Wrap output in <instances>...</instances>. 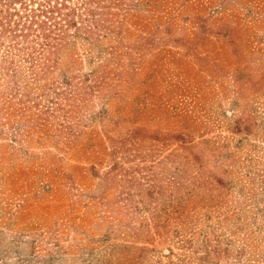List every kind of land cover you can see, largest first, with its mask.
I'll return each instance as SVG.
<instances>
[{
  "label": "rangeland",
  "instance_id": "1",
  "mask_svg": "<svg viewBox=\"0 0 264 264\" xmlns=\"http://www.w3.org/2000/svg\"><path fill=\"white\" fill-rule=\"evenodd\" d=\"M168 1L175 6L183 2ZM228 1L226 12L246 24L247 32L238 38L243 52L235 58L227 45L218 44L227 73L212 80L201 75L202 84L190 71L179 74L196 81L195 91L201 87L195 107L176 101L177 86L167 90L168 75L182 68L169 53L170 45L157 54L159 64L149 61L143 68L145 75L153 72L157 83L152 97L156 108L147 128L168 125L174 127L170 134L194 129L189 140L195 149L214 145L216 159L211 156L209 162L207 151L204 157L222 181L213 182L212 193L220 196L198 202L194 195L188 203L179 189L184 211L173 208L177 198L169 207V196L161 197L159 186L169 187L179 167L192 168L181 164L185 159L171 161L176 154L186 155L179 140L168 139L156 150L148 142L140 147L126 143L128 151L120 148L119 137L130 125L121 129L115 123L121 107L119 70L130 71L125 45L133 40L136 26L146 23L144 28L151 29L149 18L138 17L124 44L116 30L92 50L88 47L95 39L75 38L74 51L64 50L62 66L49 76L57 80L72 73L80 82L105 69L109 76L117 74L115 83L91 90L85 88L89 80L82 88L87 94L71 102L69 113L43 116L48 119L42 126L47 128L43 144L25 148L9 138L0 140L15 147L0 150V264H264V18L257 13L264 10V0ZM146 58L151 60V54ZM106 61L104 69L99 66ZM186 84L183 88L190 91ZM37 100L46 105L44 97ZM136 110L138 117L141 108ZM68 124L78 135L65 133ZM67 139L72 141L70 152Z\"/></svg>",
  "mask_w": 264,
  "mask_h": 264
},
{
  "label": "trees",
  "instance_id": "2",
  "mask_svg": "<svg viewBox=\"0 0 264 264\" xmlns=\"http://www.w3.org/2000/svg\"><path fill=\"white\" fill-rule=\"evenodd\" d=\"M189 1L191 0H183L180 5L175 6L176 3L173 2L168 4V0H0V140L9 138L13 142L18 141V144L25 148L32 142L37 145L43 144L42 139L47 138V128L42 126L48 121L47 117L43 116L59 110L64 114L69 113L68 106L71 102L75 99H83L87 94L82 88L89 80L91 83L86 84L85 88L91 90L94 87L102 89L105 84L110 85L117 81L116 73L113 74L114 76H109V71L104 69L108 64L107 61L99 64L104 69L99 75L92 74L91 77L90 74L80 82L75 81L77 76L72 73H64L57 80L49 78L62 66L60 54L68 48L74 51L70 46L73 45L75 38L95 39L96 41H91L88 47L92 50L94 43L99 46V39L104 38L108 33L113 34L116 30L119 43L124 44L125 41L127 42L125 38L130 35V25L137 24L138 17L149 18L151 29L144 28L146 23L144 26H136L138 29L132 37L133 40H129L130 43L125 45L126 55L131 58L128 63L130 71L119 70V106L121 107L119 119L115 123L119 124L121 129H124L125 124H130L127 131H123L124 133L119 137L122 141L120 148L128 151L126 143L140 147L148 142L147 146L150 150H156L168 139L179 140L181 149L186 155L176 154L174 161L173 159L171 161L178 164L185 159L181 164H187L192 168L183 170L179 167L169 187L159 186L161 197L169 196L167 198L169 207L173 204L171 199L177 198V204L173 208L182 206L178 209L184 211L185 206L181 205L182 201L178 198L181 196L179 189L187 197L185 201L188 203L194 200L191 198L194 195H197L194 201L198 202H204L208 197L220 196L212 193L213 182L222 184V181L208 167L206 160L208 157H204V152L207 151L210 155L209 162L211 156L216 159L217 149L214 145L195 149L196 146H193L189 140L194 129L190 131L186 128L185 133L180 131L170 134L174 127L168 125L162 127L160 123H155L153 128L148 129L147 121L156 108L153 98L157 83L152 77L153 72L150 71L145 75L143 68L149 61L159 64L157 54L164 50L165 46L170 45L169 53L183 68L168 75L167 90L173 92L177 86L176 101L187 105L192 103L193 107L201 87L195 91L198 88L196 81L190 78L184 80L179 74L192 72L202 84L201 75L207 74L210 77L208 80H212L227 73L226 67L221 62L224 55L221 54L218 44L220 47L227 45L230 54L235 58L243 52L242 41L238 38L247 32L246 24L239 18L233 19L232 13L226 12L225 8L231 4L230 1L208 0V3L204 4L202 0H193L188 5ZM242 1L235 2L241 4ZM112 8L116 10L112 11ZM160 8L162 13H157ZM176 9H180L178 15ZM138 12L142 15H138ZM257 13L263 14L264 18V10H259ZM101 31L107 33L100 34ZM124 32H126L125 36ZM130 49L136 53L134 58ZM147 54H151V60L146 58ZM69 55L73 54L69 53ZM96 55L99 59L102 57L99 53ZM185 81L186 87L191 92L183 88ZM59 86H64V89H57ZM79 88L82 91H79ZM37 89L41 91L35 94ZM38 97H44L47 101L46 105L40 103ZM167 102L170 100H166L165 104ZM65 106L67 108H64ZM136 108H141L138 117L136 113L139 111ZM132 116L137 120L133 121ZM68 117L71 115H67L66 118ZM38 120L42 122L39 123ZM63 127L66 128L64 131L69 137L78 135L72 133L70 124ZM68 142L66 149L70 152L69 144L72 141ZM9 144L0 143V150L3 147H14V144ZM210 164L214 167V163ZM67 178L72 181L70 175ZM199 190L202 192L200 195L196 194ZM209 202L211 205H217L212 199ZM174 211L178 212L176 209H173Z\"/></svg>",
  "mask_w": 264,
  "mask_h": 264
}]
</instances>
